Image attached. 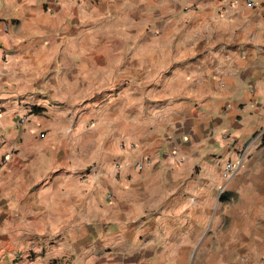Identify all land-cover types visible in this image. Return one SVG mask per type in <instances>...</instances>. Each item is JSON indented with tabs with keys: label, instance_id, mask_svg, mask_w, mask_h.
Segmentation results:
<instances>
[{
	"label": "crops",
	"instance_id": "obj_1",
	"mask_svg": "<svg viewBox=\"0 0 264 264\" xmlns=\"http://www.w3.org/2000/svg\"><path fill=\"white\" fill-rule=\"evenodd\" d=\"M255 2L0 0V264H264Z\"/></svg>",
	"mask_w": 264,
	"mask_h": 264
},
{
	"label": "built area",
	"instance_id": "obj_2",
	"mask_svg": "<svg viewBox=\"0 0 264 264\" xmlns=\"http://www.w3.org/2000/svg\"><path fill=\"white\" fill-rule=\"evenodd\" d=\"M260 1H262V0H259L258 3H260ZM235 2H237V3H239V2H243V3H244L246 6H248L249 8H254V7L257 6V3L255 2V0H235ZM25 122H26V117H22V118L20 119V123H21V124H24ZM0 142H1V143L4 142V138H3V137L0 138ZM144 164H145L144 162H138V163L136 164V166H137L139 169H141V168H143ZM229 168H230V166H227V167H226V170L229 169ZM223 176L226 177V176H227V173H223Z\"/></svg>",
	"mask_w": 264,
	"mask_h": 264
},
{
	"label": "rangeland",
	"instance_id": "obj_3",
	"mask_svg": "<svg viewBox=\"0 0 264 264\" xmlns=\"http://www.w3.org/2000/svg\"><path fill=\"white\" fill-rule=\"evenodd\" d=\"M225 231L223 229L220 230V236L224 233ZM223 236V235H222Z\"/></svg>",
	"mask_w": 264,
	"mask_h": 264
},
{
	"label": "trees",
	"instance_id": "obj_4",
	"mask_svg": "<svg viewBox=\"0 0 264 264\" xmlns=\"http://www.w3.org/2000/svg\"><path fill=\"white\" fill-rule=\"evenodd\" d=\"M220 199H221V197H220Z\"/></svg>",
	"mask_w": 264,
	"mask_h": 264
}]
</instances>
